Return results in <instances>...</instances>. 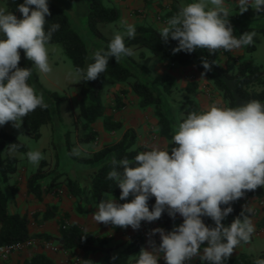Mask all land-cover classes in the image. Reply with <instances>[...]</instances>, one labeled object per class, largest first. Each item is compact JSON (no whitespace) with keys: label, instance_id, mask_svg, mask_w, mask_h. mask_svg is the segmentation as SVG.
Listing matches in <instances>:
<instances>
[{"label":"clouds","instance_id":"1","mask_svg":"<svg viewBox=\"0 0 264 264\" xmlns=\"http://www.w3.org/2000/svg\"><path fill=\"white\" fill-rule=\"evenodd\" d=\"M237 2L240 14L250 6L257 13L264 12V0ZM17 9L21 19L0 8V126L12 122L19 128L29 113L38 107H49L43 93L38 94L28 82L32 69L18 66L20 50L40 73H50L48 45L60 25L54 23L45 31L46 16L51 15L48 0H24ZM230 12L224 0H193L180 5L159 35L164 43L169 39L178 42L173 54L196 49H207L211 54L219 49L231 51L252 45L256 33L245 32L237 38L230 24ZM119 27L123 31L115 32L106 49L93 53V62L86 69H76L83 81L96 80L107 70L110 58L119 63L133 55L124 40L135 38L136 27L126 19L119 22ZM202 66L211 71L212 64L207 59H202ZM172 142L170 152L153 147L132 159L114 157L106 178L121 190L120 200H127L130 195L133 199L121 204L111 194H103L92 219L138 230L141 221H156L166 210L173 220L179 214L183 222L172 231H151L150 235L160 234L159 248L151 252L142 248L136 264H158V253L164 254L166 264H185L197 256L209 264H224L235 248L250 242L255 232L249 215L252 209L246 205L229 226L222 221L233 212V202L264 186V103L251 100L238 107L213 104L199 114L193 111L174 130ZM20 147L13 143L8 149L14 152ZM26 156L33 165L43 159L40 151H29ZM150 197L155 198L151 210ZM202 217L211 218L215 226H207ZM205 242L208 246L200 255ZM254 264H264V259H257Z\"/></svg>","mask_w":264,"mask_h":264},{"label":"trees","instance_id":"2","mask_svg":"<svg viewBox=\"0 0 264 264\" xmlns=\"http://www.w3.org/2000/svg\"><path fill=\"white\" fill-rule=\"evenodd\" d=\"M111 0H87L86 24L91 34L99 38L106 45L111 41L103 37L99 30V26L116 23L120 18V11L115 6L107 5ZM24 3V0H4V8L12 12L18 19L22 18V14L18 11L17 6ZM51 15L46 16L45 31L52 24L58 23L60 28L56 31L49 44H59L63 49L66 58L71 62L74 69L87 68V65L92 63L86 44L77 32L72 28L71 23L64 10L56 3L48 0ZM179 9L171 8L164 15L167 21ZM261 18H264V12L257 13ZM233 27V25H231ZM136 36L134 39L125 38L126 47L135 49L150 50L154 56L162 63L172 64L178 67H188L194 64L197 52L192 53L179 52L173 54L172 49L178 44L177 41L169 39L164 43L159 32L160 29L152 26L140 24L136 25ZM233 34L239 38L238 32L233 27ZM261 33L264 36V29H251ZM241 31L240 33H244ZM241 34V35H242ZM3 36V35H2ZM101 48V47H100ZM249 50H254V46L248 47ZM204 58L212 64L211 71H205L202 62L197 63L196 67L204 78L210 80L213 86L220 92L224 102V107H238L251 100H258L264 103V69L256 65L251 59L237 60L236 72L230 74L226 69L218 64L220 55L227 59H232L230 51L219 49L216 53H209L207 49H203ZM19 67L32 69V76L29 79V84L34 85L37 93H43L45 102L49 104L47 109L37 108L23 118L21 123L24 132L33 140H39L41 137V128L45 125L54 126L56 121L60 120V112L63 104H69V100L65 95H60L55 91H49L42 87L38 80L34 63L28 60L24 51L20 50ZM144 55L140 53L139 57ZM233 60V59H232ZM214 61V63H212ZM128 63V64H127ZM130 65V66H129ZM148 69L144 65L136 63L130 56L124 57L119 63H116L115 58L109 59L107 70L102 73L111 80L120 84H129L130 90L137 99V107L145 109L153 108V115L157 120L156 126L159 137L167 142H172V136L176 127L172 120L167 116L163 107V97L156 94L149 79ZM132 80V81H130ZM162 93L169 95L176 85V79L165 73L160 78ZM197 82L188 83L185 86V91L188 94H194L197 91ZM126 91H122L124 95ZM114 110L119 111L125 105L120 96L115 97ZM187 107L183 110L184 117L180 123L187 118V115L193 111L197 114L201 109L194 99H190ZM106 107L102 101V85L97 78L93 81H83L80 85V100L78 101V112L73 119L72 127L76 131V143L80 145H96L97 131L93 128V124L100 119L102 128L105 132H116L123 129V124L119 121H114L111 116L106 115ZM56 133V131H53ZM59 135V133H58ZM60 145H54L56 152L55 166L63 156L65 148L69 158L76 164L85 167L84 185L80 182L66 179V190L71 198L77 200L75 212L77 214L85 213V199L91 198L98 205L103 199V194H111L119 203L128 202L133 196H129L127 200H120L121 190L116 183L108 180L107 174L112 169L111 161L115 157L117 160L127 156L132 159L139 152L147 151V149L137 144V133L134 129L124 130L120 139L109 144L103 145L100 149L89 153L86 156H77L71 152L70 133L66 131L60 134ZM13 143H18L21 147L14 152L26 153L28 147L21 142L13 134L6 132L0 126V244L12 245L22 244L30 239H44L46 241H56L64 251L80 250L83 253L82 264H130L138 258V254L142 248H145L146 240L142 233V228L133 230V234L125 240L111 245V239L107 236H99L94 233H85L76 224H67L68 214L61 216L59 220V235L53 237L49 234H31L29 231L30 218L27 214L11 213L8 210L9 204L14 201L18 192V187L15 183H10V177L16 173L18 159L11 155L8 146ZM62 143V146H61ZM47 165L45 161H41L37 170L31 173L26 178V193L31 195L35 200L42 201L47 190L54 187L56 182L62 176L61 172L55 173L54 169L51 173L46 171L44 167ZM49 177L48 181L47 178ZM264 196V189L258 187L255 191H248L244 197L231 204L233 212L230 213L222 223L229 226L233 220L240 215L245 204L242 203L243 198L261 199ZM155 204V198L150 197L148 206L151 210ZM222 208L227 207L222 205ZM248 207V206H247ZM257 211V209H255ZM258 212V211H257ZM257 212L249 213L250 218H257ZM56 216V209L51 206H46L41 219L38 220V214L32 216L33 222H43L53 219ZM204 223L209 227H214V221L209 217H202ZM161 226L164 231H172V226L177 223L179 226L183 222V218L177 215L173 220L167 213V210L162 214L161 218L155 221ZM260 223V222H259ZM114 231H119L121 228L108 224ZM261 224L255 225V233L261 230ZM253 236V235H252ZM161 240L157 241L156 248H159ZM245 244H242L243 246ZM201 246H208L207 242ZM239 246V247H241ZM238 248V247H237ZM30 250V249H28ZM97 251L104 253V256L98 263L89 260V254ZM257 259H264V250H262ZM256 259V260H257ZM245 252H238L231 255L224 264H254ZM15 264H55L47 255L43 253H34L30 258L24 259L22 262ZM194 264H208L207 261L197 260Z\"/></svg>","mask_w":264,"mask_h":264},{"label":"rangeland","instance_id":"3","mask_svg":"<svg viewBox=\"0 0 264 264\" xmlns=\"http://www.w3.org/2000/svg\"><path fill=\"white\" fill-rule=\"evenodd\" d=\"M52 2L59 5L64 12L66 13L72 28L77 32V34L82 38L84 43L86 44L89 56H91L96 50L101 48H107V45L101 41L97 36L95 37L91 34L90 30L86 24V14H87V0H51ZM145 3L144 9H134L132 11L135 16H144L145 21L139 24L152 25L158 29H162L166 26V21L163 18L165 13L169 11L171 8L179 9L180 5L187 4L193 2V0H142ZM225 5L228 6L231 10L230 12V24L233 25L235 30L239 35L241 31L245 32H253L251 29H264V18H261L259 14L250 6L248 11L243 14L239 13L238 2L237 0H224ZM110 6H115L114 0H111L109 3H106ZM154 6V7H153ZM4 0H0V8H4ZM116 7V6H115ZM117 8V7H116ZM142 15V16H141ZM152 21L150 20V18ZM121 21V17L116 23L101 25L99 26V30L102 33L103 37L106 39L112 40L116 31H123L119 27V22ZM137 25V24H136ZM135 25V26H136ZM244 32V33H245ZM256 36L254 37V50H249L250 46H242L241 48L231 50L232 59H227L225 56L220 55L218 59V64L226 69L230 74H234L236 72V61L237 60H245L251 59L256 65H259L264 69V36L256 32ZM3 36L0 34V39ZM126 38V37H125ZM197 57L193 65L189 68H178L173 66L172 64H164L158 62L159 60L154 56V54L147 49H135L133 50V55L130 56L133 61L136 63H142L148 69V79L155 91L156 94H160L163 97V107L167 114V116L172 120L174 126L177 128L181 119H183L184 114L183 110L188 106L187 103L190 99H194L195 95L200 94V92H195L194 94H188L185 91V86L188 83L195 82L196 77H199L200 80H203L201 83L202 93L208 94L214 100H217V105L221 106L223 102L221 98L220 92L213 86L212 82L199 73L196 65L199 62H202L204 58L203 49H196ZM140 53L144 54V57L140 58ZM48 54H49V64L52 68L50 73L44 74L40 73L38 69H36V73L38 76V80L42 87L49 91H55L60 95H65L69 104H63L60 112V120L56 121L55 127L53 130L51 125H45L41 128V137L39 140L31 139L23 130L22 125L19 128L13 126L12 122H8L1 127L8 133L13 134L17 137L21 142L27 145L29 151H40L42 153L43 159L41 161H45L47 165L44 167L46 171L51 173L54 169L55 173L61 172L62 176L59 181L56 182L54 187H51L47 192H45L44 196L51 195L55 193L56 196H61L66 190V179L70 178L72 180H76L80 182L81 185H84V176H85V167L79 164L74 163L66 153L65 148L63 149V156L60 157V161L55 166L56 158H55V150L54 145H60V134L69 131L70 133V143H71V152L77 156H86L92 152L93 147H99V138L97 139V145H80L76 143L75 135L76 131L72 127V122L74 117L78 112V101L80 100V85L82 83V77L76 72L71 62L66 58L63 53V49L59 44H49L48 45ZM128 64V63H127ZM130 66V65H129ZM168 73L169 75H174L176 79V85L173 87L171 93L166 95L161 91L160 78L163 74ZM171 75V76H172ZM101 85H102V101L105 105L106 109L109 112L114 111L115 106V97L120 96L122 100H125L128 105L134 106V100L132 98L133 93L130 90L129 84H120L105 74H100L98 76ZM132 81V80H130ZM126 91L123 95L122 91ZM201 93V95H202ZM130 94V96L128 95ZM203 96V95H202ZM201 96V97H202ZM224 104V102H223ZM152 111V115H150L149 119H145V122L141 123L143 135L147 137V139H151L153 135V131L155 130L157 120L153 115V108L150 107ZM135 119H140V117L134 116ZM98 123H101V120H97ZM140 122V120H139ZM99 127V125H98ZM56 131V133H53ZM59 133V135H58ZM115 138H118L117 134L114 135ZM165 143V144H164ZM162 146H159L160 149L168 150L170 152L171 148L174 146L171 142H165ZM62 146V143H61ZM26 152V153H27ZM26 153H17L10 152L11 155L15 156L18 159L17 171L10 177L9 182L15 183L18 187V191L20 190V185L24 181V177H28L31 173L35 172L40 165H33L27 159ZM49 177L47 178L48 181ZM133 199V198H132ZM77 204V200H75V206ZM48 206V205H47ZM38 214V213H37ZM60 216V215H59ZM61 217V216H60ZM57 224H59V221ZM178 226L177 223L172 226V230L174 227ZM142 230H150L161 228L159 224L155 221L146 222L141 221ZM133 231L131 227L122 230L120 240L114 241L111 245H115L126 238H128L130 232ZM154 243H150L149 241ZM161 240L160 234L156 233L155 235H151L150 239L146 241V250L154 251L156 250L157 241ZM38 244V241H37ZM250 246L245 249V253L251 256H255L262 250H264V228L262 229V234L260 236H254L251 238L249 242ZM207 246L200 247V255L203 254V248ZM32 249V248H31ZM52 251L58 252V249L55 244L51 247ZM29 251L26 250V253ZM235 252V251H234ZM233 254V253H232ZM159 259L158 264H166L164 260V254L158 253ZM75 256V255H73ZM255 258V257H254ZM256 259V258H255ZM197 260H200L199 256L193 258L190 261H185V264H194ZM77 261L74 260L73 264H76ZM209 264V262H208Z\"/></svg>","mask_w":264,"mask_h":264},{"label":"crops","instance_id":"4","mask_svg":"<svg viewBox=\"0 0 264 264\" xmlns=\"http://www.w3.org/2000/svg\"><path fill=\"white\" fill-rule=\"evenodd\" d=\"M114 4L120 11L121 20L126 19L129 23L134 24V25L136 24L140 25L139 23L148 22V21H145L144 16L142 15H141L142 17L135 16L132 13L134 9H144L145 8V3L142 0H114ZM149 18L152 21L151 17ZM139 64L143 65L142 63H139ZM189 67L190 66L178 67V68L182 69V68H189ZM172 77L175 78L174 75H172ZM195 80H196L195 82H197L198 84L197 92H200V94L195 95L194 100L200 106V109H201L200 113H201V112L207 111L209 107L212 106L213 104L217 105V102H216L217 100H214L208 94L202 93L201 83L203 82V80H200L199 77H196ZM201 93L203 96L201 95ZM128 95L130 96V94ZM132 98L134 100V106H130L125 100H122V102L125 105L122 109H120L119 111L114 110L112 113L106 109V112H105L106 115L111 116L114 121H119L123 124L122 130L107 133L103 130L102 123H98L96 121L93 124V128L98 133L97 139L99 138V147H93L92 152L100 149L105 144H109L113 141L120 139L124 130L126 129H134L136 131L137 144L145 147L147 151H150L153 147L159 148V146L163 145V143L165 142V139L159 137L157 127L153 131V135L151 139H147V137L143 135V131H142L143 127H141L140 124L145 122L144 117L146 119L150 118V115H152V111L150 107L145 108V109H139L137 107L136 97L132 96ZM221 106L224 107L223 102L221 103ZM134 116L140 117V119H135ZM115 134H117L118 138L114 137ZM96 145L98 146L97 143ZM261 187L264 189V186H261ZM132 198H130L128 202H130ZM85 201H86L84 203L85 213L83 214H77L75 212V199L71 198L68 195L67 191H65L61 196H56L55 193H52L51 195L43 196L42 201H37L31 195L30 196L27 195L26 177H24V181L20 185V190L17 192L14 201H12L9 204L8 210L11 213L17 212L21 215L22 214L28 215L31 221L30 226H29V231L31 234H49L53 237H57L59 235V230H58L59 224H57L56 220L59 221L61 218L60 216H63L64 214H68L69 217L66 220V223L78 225L80 229L85 233H94L99 236H107L111 239V243L114 241L120 240V238H123L120 235L124 228H121L119 231H114L113 229L109 227V225H105L103 223H96L92 219V214L95 211H97L96 209L97 205L92 201L91 198L89 199L87 198V200L85 199ZM117 203L119 202L117 201ZM242 203L248 205V207H250L252 210L257 209L258 212L256 210L255 211L257 212L258 217L251 218V219H252L254 227L256 224H261L262 226H261V230L258 233L253 234L252 237L260 236L262 234V229L264 228V196L259 200L258 199L256 200L254 198H243ZM47 205L54 207L56 209V216L53 219L48 220V221L33 222L32 216L38 213V220H40ZM177 216L179 218H182L179 214H177ZM133 232L134 231H131L128 237H130L133 234ZM36 240L38 241V244H36L32 249L28 250L29 251L28 253L24 251V252L15 253L14 255H12L9 264H15L18 261L22 262L24 259L30 258L34 253H43L47 255L55 264H73L74 260L77 261L76 264H82L81 262L82 256H83L82 251L80 250H74L72 252L64 251L61 248V246L54 240H50V241H46L44 239H36ZM54 244L58 249H60V251L58 252L52 251L51 247L54 246ZM249 246L250 244L248 243L241 247L235 248L234 249L235 252L233 251L232 255L238 252H245V249H247ZM144 249H146V244H145ZM259 253L256 254L255 256L249 255V257L252 260H256ZM103 256H104L103 252L97 251L94 253H90L88 257L90 261L94 263H98L102 259ZM137 259L132 261L130 264H136Z\"/></svg>","mask_w":264,"mask_h":264},{"label":"built area","instance_id":"5","mask_svg":"<svg viewBox=\"0 0 264 264\" xmlns=\"http://www.w3.org/2000/svg\"><path fill=\"white\" fill-rule=\"evenodd\" d=\"M252 212L253 214L256 213L255 210H252ZM142 233L146 241L150 239L151 237L150 230H144V231L142 230ZM36 244H37L36 239H30L22 244H12V245L0 244V264H9L12 255H14L15 253L24 252L28 249H31Z\"/></svg>","mask_w":264,"mask_h":264}]
</instances>
